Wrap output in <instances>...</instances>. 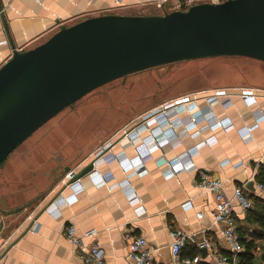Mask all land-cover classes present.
<instances>
[{
  "label": "crops",
  "instance_id": "crops-1",
  "mask_svg": "<svg viewBox=\"0 0 264 264\" xmlns=\"http://www.w3.org/2000/svg\"><path fill=\"white\" fill-rule=\"evenodd\" d=\"M176 1L179 0H124L116 4L115 0H0L4 26L0 29V66L12 56L14 48L37 45L61 24L111 12L163 13ZM259 99L264 105V90ZM233 102L228 108L220 103L213 105L220 119L234 123L230 129L215 125L193 134L195 127H190L193 131L171 139L163 149L156 146L137 164L144 172L133 174L130 181L139 203L145 207L140 214L119 184L126 175L116 159L94 164L92 170L97 168L99 174L93 177L89 171L78 178L80 184H85L80 190L69 185L68 172L75 173L94 160V145L99 140H114L109 154L124 150L130 156L136 155L135 143L124 136L141 120H132L130 127L128 120L114 132L97 133L83 146L80 144L91 137L90 132L80 131L79 142L71 147L57 145L49 131L39 148H26L20 153L23 157H16L21 162L9 155L10 160L0 166V239L2 235L9 238L5 245L0 244V264H86L66 234L70 224L86 244L96 241L104 247L109 264H130L128 242L137 234L147 238L154 254L152 264H173L171 229L177 227L190 234L181 250L183 257L192 260L191 264H216L211 249L221 253H230L231 249L222 225L213 219L215 193L198 185L203 171L223 179L222 189L233 201L244 249L250 243L247 264H259L264 254V214L256 206L244 208L234 197V188L243 184L254 201L257 196L264 198V192L257 187L258 176L264 171V118L257 120L252 106L239 94L233 96ZM205 104L204 99L199 100L200 107ZM248 130L251 136L244 138L243 132ZM149 133L145 129L141 135L147 137ZM205 139L207 142L191 155L192 165L166 177L162 156L175 159ZM141 142L138 139L137 143ZM46 143L51 145L49 152L43 146ZM104 172L112 178L97 184ZM186 201L193 206L185 208ZM94 227L96 233L85 234ZM204 236L211 241L206 253L201 246ZM195 256L198 260L193 261Z\"/></svg>",
  "mask_w": 264,
  "mask_h": 264
},
{
  "label": "water",
  "instance_id": "water-1",
  "mask_svg": "<svg viewBox=\"0 0 264 264\" xmlns=\"http://www.w3.org/2000/svg\"><path fill=\"white\" fill-rule=\"evenodd\" d=\"M218 55L264 60V0L199 1L163 13L111 12L61 24L37 45L14 48L0 66V165L91 90L148 67ZM93 167L90 161L70 181Z\"/></svg>",
  "mask_w": 264,
  "mask_h": 264
},
{
  "label": "built area",
  "instance_id": "built-area-1",
  "mask_svg": "<svg viewBox=\"0 0 264 264\" xmlns=\"http://www.w3.org/2000/svg\"><path fill=\"white\" fill-rule=\"evenodd\" d=\"M124 0H115L116 4H122ZM167 1V0H161ZM202 0H183V1H176L173 5H171V9L175 8H187L190 5L199 2ZM212 1H221V0H212ZM2 14L3 8L0 7V29H3L4 26L2 24ZM264 89L260 87L254 86H239V87H223V88H214L210 89L209 91L202 90L196 95H193V98L190 97H182L181 99H177L171 103H166L164 106L159 109L163 110L165 113H169L170 107L177 105L179 108L176 109L179 114L174 116L173 125H169L171 127L172 132L170 135L163 134L158 136L157 139H152V144L150 147L145 145V141L147 137H152L151 131L160 127V124H157L156 121H160L161 124L163 122L160 118L161 115L164 113L160 112L158 117L154 119L150 115L156 112V109H153L151 113L143 117V121L133 129H131L126 137L128 141H133L135 144V148L137 150L136 155H132L131 157L125 153L124 150H120L113 153H108V148L114 145V140L109 139L107 140L99 149H97L94 157V164L101 162L102 160H106L109 158H113L121 162V165L125 169V178L119 181L120 186L125 188L128 198L130 199L131 203L135 205V209L138 214L143 213L145 211V207H143L139 203V196L137 191L131 187L130 176L135 173L142 174L144 170L137 168V159L139 157L138 150H141L142 146H146L145 151H141L144 154L150 155L152 152L151 150L154 149L156 146L161 147L163 149L164 144H168L167 142L176 137L183 135L184 132H188V130L193 131L190 127H195V133H199L201 130L206 129L208 127H213L215 125H219L224 129L228 130L234 126V123L231 120H227L225 118L220 119L213 110V105L216 103H220L224 108H228L233 105V96L235 94H239L248 105L252 106V113L255 115L257 120L264 118V105L260 104V93ZM206 92V93H205ZM204 99L205 105L200 107L199 100ZM169 104H172L169 106ZM194 105V106H193ZM193 106V107H192ZM198 107L197 109H194ZM191 109H194L191 112ZM201 113L200 117H196V112ZM189 111V112H187ZM180 113H192L194 115V119H190L187 117H182ZM150 116V117H149ZM189 118V121L186 119ZM200 119L204 120V122H200ZM169 122H167L168 124ZM143 125L140 127V125ZM173 126V127H172ZM145 129H149L150 133L147 134V137H142V132ZM251 136V132L245 131L243 132V137L248 138ZM211 137V136H210ZM208 137V141L210 140ZM143 140L141 143H137L138 139ZM142 138V139H141ZM122 138L120 139V141ZM165 140V141H164ZM178 141V140H177ZM114 142V143H113ZM207 141L202 140L198 143V145H193L189 147L187 150L179 153L175 159H169L165 155L162 156L163 158L160 159V162L164 163L162 169L166 177H169L173 173L184 169L191 164V155L198 150V146L200 144H205ZM165 150V149H164ZM165 152V151H164ZM109 154V155H108ZM135 156V157H133ZM137 169V170H136ZM89 173H93L92 176L99 174L98 169L95 168L91 170ZM72 171L68 172V177H72ZM112 178L109 173H101L100 181L97 184H102L108 182V180ZM223 179L219 177L212 176L209 172L203 171L201 173V178L198 180V185L204 188L207 191H212L216 195V206L212 211L214 221L220 223L223 227V232L229 242V246L231 249L230 253H221L218 250L211 249V256L216 264H239L238 259L242 251L244 250V244L242 242L241 234L237 228L233 201L231 198L227 197L222 189ZM82 183V182H81ZM74 188L78 190L84 188V183L80 184V181H74L69 183ZM112 184V183H111ZM116 184V183H115ZM113 184V185H115ZM118 184V182H117ZM112 185V186H113ZM257 187L264 192V184L262 182L257 183ZM234 197L237 201L246 209L252 208L254 206L253 199L248 195L245 189V185H236L234 188ZM185 208L192 207L193 203L190 201H186L183 203ZM201 215V213H199ZM97 232V228H91L85 231L86 235L94 234ZM173 240L171 242V250L173 256V264H191L192 260L185 258L181 255L182 248L186 245L187 241L189 240L190 234L187 233L183 228L177 227L171 229ZM66 234L68 238L72 241L75 251H78L80 256L83 258L86 264H109L105 257V249L102 247L98 242L93 241L91 243L86 244L81 235H78L75 232V226L70 224L66 227ZM211 244L210 237L204 236L201 241V246L209 247ZM128 253L127 259L129 260L130 264H152L154 259V254L152 248L149 246L147 238L143 234H137L132 236L128 242ZM198 260V256L193 258V261ZM259 264H264V254Z\"/></svg>",
  "mask_w": 264,
  "mask_h": 264
},
{
  "label": "rangeland",
  "instance_id": "rangeland-1",
  "mask_svg": "<svg viewBox=\"0 0 264 264\" xmlns=\"http://www.w3.org/2000/svg\"><path fill=\"white\" fill-rule=\"evenodd\" d=\"M239 86L264 87V60L246 55H218L148 67L105 83L64 107L21 142L10 155L15 158L21 157L20 153L26 151V148H39L44 135H47L49 131L53 132L51 135L56 138L54 140L57 145L61 143L62 146L71 145V147L79 142L80 131L90 132L91 137L80 144L83 146L97 133L114 132L128 120L129 127L134 119L143 121L144 116L151 113L153 109H161L166 103L182 97L193 98V95L203 89ZM178 108L174 105L168 109L174 114ZM160 112H155L152 116H156L153 118L156 119ZM180 115L190 116L187 113ZM201 115L196 112V117ZM162 116L163 114L161 118ZM200 122L204 120L200 119ZM139 123L140 121L131 129ZM143 125L141 124L140 127ZM157 130H161V125ZM165 130L171 134L170 128ZM173 136L175 135H172V139ZM104 142L99 140L94 145L97 147L95 150L99 149ZM43 146L47 147L46 152L50 151V144L46 143ZM6 159L10 160L8 157ZM16 161L20 159L16 158ZM6 238L2 237L0 244L5 245Z\"/></svg>",
  "mask_w": 264,
  "mask_h": 264
},
{
  "label": "bare ground",
  "instance_id": "bare-ground-1",
  "mask_svg": "<svg viewBox=\"0 0 264 264\" xmlns=\"http://www.w3.org/2000/svg\"><path fill=\"white\" fill-rule=\"evenodd\" d=\"M172 104H169V106H171ZM198 107H195L194 109H197ZM165 109V108H164ZM164 109L163 110H157V111H161L162 113H164V115L162 116L163 118H161V120L162 121H165L163 124H161L160 123V121H156V123H158V124H160L161 125V130L159 131V132H155L157 129H155V130H153V131H151V134H152V137H149V138H147L146 139V144H149V145H151L153 142H152V139L153 138H155V139H157L158 138V136H161V135H163L164 133L165 134H168V135H170V133H167V132H165L166 130L165 129H167V128H170V130H171V132H172V129H171V127H168L169 125H173V121H174V116H176L177 114H179L178 112H176V113H174V114H172V113H165L164 112ZM194 109H191V112L194 110ZM156 111V112H157ZM187 112H189V111H187ZM198 112H200V110H198ZM155 113V112H154ZM154 113L152 114V115H154ZM181 114V113H180ZM186 114V113H185ZM187 114H190V113H187ZM152 115H150L151 117H153ZM149 116V117H150ZM190 119H194V115L193 114H190V116H188ZM189 118H187L186 119V121H189ZM167 122H169L168 124H167ZM173 127V126H172ZM143 141V140H142ZM165 141V140H164ZM153 145V144H152ZM146 147V146H145ZM144 146H142L141 147V150H138V153H140L139 154V157H143V156H145L146 154H144V153H142L141 151H145L146 150V148H145ZM141 153L143 154L142 156H140L141 155ZM92 170V169H91ZM90 170V171H91ZM111 179V178H110ZM109 179V180H110ZM108 180V181H109Z\"/></svg>",
  "mask_w": 264,
  "mask_h": 264
},
{
  "label": "trees",
  "instance_id": "trees-1",
  "mask_svg": "<svg viewBox=\"0 0 264 264\" xmlns=\"http://www.w3.org/2000/svg\"><path fill=\"white\" fill-rule=\"evenodd\" d=\"M258 180L264 184V171H262V173L258 176ZM255 206L259 208V210L261 211L263 215L264 214V198L262 196H257L255 198L254 206L252 208H254ZM249 247H250V243L247 242V248H245L239 256V259H238L239 264H247L248 259H249L248 258Z\"/></svg>",
  "mask_w": 264,
  "mask_h": 264
},
{
  "label": "clouds",
  "instance_id": "clouds-1",
  "mask_svg": "<svg viewBox=\"0 0 264 264\" xmlns=\"http://www.w3.org/2000/svg\"><path fill=\"white\" fill-rule=\"evenodd\" d=\"M150 146H151V145H150ZM150 146H149V147H150ZM153 150H154V149H152L151 152H152ZM139 154H140V153H139ZM128 156H130V155H128ZM145 156H147V154H146ZM145 156H143V157H145ZM130 157H131V156H130ZM133 157H135V156H133ZM143 157H138V158H136V159H137V164L141 162V160H142ZM117 161H118V160H117ZM118 163L120 164V166L122 167V169L125 171L124 167L121 165V162L118 161ZM137 164H136V165H137ZM136 170H137V169H136ZM130 178H131V176H130Z\"/></svg>",
  "mask_w": 264,
  "mask_h": 264
},
{
  "label": "flooded vegetation",
  "instance_id": "flooded-vegetation-1",
  "mask_svg": "<svg viewBox=\"0 0 264 264\" xmlns=\"http://www.w3.org/2000/svg\"><path fill=\"white\" fill-rule=\"evenodd\" d=\"M0 208H2V207H0ZM2 236L4 237L5 235H2ZM5 237H6V236H5ZM8 239H9V238H6L5 240L8 241Z\"/></svg>",
  "mask_w": 264,
  "mask_h": 264
}]
</instances>
